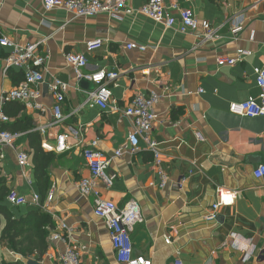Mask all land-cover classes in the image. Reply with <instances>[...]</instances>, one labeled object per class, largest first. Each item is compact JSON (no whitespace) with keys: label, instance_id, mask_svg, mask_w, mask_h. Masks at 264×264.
Listing matches in <instances>:
<instances>
[{"label":"crops","instance_id":"0c3cea01","mask_svg":"<svg viewBox=\"0 0 264 264\" xmlns=\"http://www.w3.org/2000/svg\"><path fill=\"white\" fill-rule=\"evenodd\" d=\"M42 1L0 0V39L18 45L39 43V51L47 57L39 98L10 102L22 106L19 113L17 106L2 107L9 122L1 127L28 126L26 133H36L38 139L32 142L27 134L17 132L11 147L0 146V174L7 187L27 202L12 208L13 214H25L34 207L33 195H38L41 211L55 226L46 240L48 250L37 263L58 264L66 247L51 237L60 234L77 247L81 264H119L104 222L93 213L92 197L78 190L79 181L89 177L82 151L95 140L107 156L125 147L132 131L125 109L137 94L155 91L160 100L150 140L157 145L159 167L140 141L135 154L112 159L108 169L112 186L98 183L104 200L118 208L129 201L140 207L142 222L131 236L133 255L151 264H264V177L253 176L258 166H264V117L243 118L229 112L231 103L259 93L253 69L264 66V1L254 7L256 0H195L190 8L199 22L210 25L214 34L210 40H204L202 32L179 33L176 12L172 28L164 29L136 14L123 15L121 20L107 14L76 19L63 9L45 11ZM127 3L138 8L145 0ZM164 3L185 7L181 0ZM236 26L242 30L234 36ZM96 39L104 41L103 46L86 53L85 43ZM130 43L148 48L128 50ZM240 50L250 56L233 66L217 65L216 58H235ZM9 52L0 47V95L23 80L21 69L4 71ZM67 54L86 56L85 73L100 69L120 73L111 86L112 102L106 112L86 104V92L94 85L75 79L65 61ZM55 79L68 85L62 104L66 120L59 124L54 121L50 91ZM70 130L81 133V143ZM61 134L67 136L69 150L55 154L52 149ZM22 152L28 155L25 168L17 163ZM36 152L46 172V187L39 186L35 174ZM160 171L167 179L163 188ZM219 190L234 194L235 200L220 207L217 220L208 223L204 216L216 203ZM4 225L0 218V232ZM0 260L34 261L2 243Z\"/></svg>","mask_w":264,"mask_h":264},{"label":"built area","instance_id":"2783aa9c","mask_svg":"<svg viewBox=\"0 0 264 264\" xmlns=\"http://www.w3.org/2000/svg\"><path fill=\"white\" fill-rule=\"evenodd\" d=\"M184 8L177 4L166 6L164 0H145L144 5L132 8L127 0H43L42 5L45 11L63 9L71 14L73 18H91L99 14H107L109 17L121 20L123 15H140L160 24L164 29H171L174 23L173 12L179 15L181 26L178 30L181 34L188 31L198 34L203 33L204 40L214 37L210 25L206 22H199L194 16L190 5L195 0H181ZM264 0H256L254 7H257ZM241 28L236 26L232 34L236 36L241 32ZM104 41L100 39L85 43L86 53L100 49ZM39 43L18 45L7 38L0 39V47L9 49V53L4 58V71L8 69H21L23 71V81L21 84L0 95V146H12L18 134L9 133L2 130L1 126L9 122L7 116L2 113L5 103L18 102L27 103L39 98V86L43 83V65L46 55L39 51ZM128 50L145 52L147 46L130 43L126 46ZM250 56L248 51H237L235 58H216L217 65L233 66ZM66 63L72 68L77 81L85 80L94 85L93 91L86 92V104L89 107H96L101 112H106L112 102L111 86L118 80V71H107L104 69L92 73H85L88 60L85 55L67 54ZM255 84L259 91L257 97H251L245 102H234L229 105V112L232 115L243 118L264 117V66L253 69ZM68 85L59 79H55L50 87L54 96L52 112L55 123H62L66 120L62 113V104ZM201 92V91H199ZM160 100V95L155 91L149 94H137L131 100L124 111V115L132 122V131L127 134L125 147L118 149L112 156H107L98 148V140L92 141L82 151L89 177L82 179L78 183V190L84 197H92L93 213L101 219L108 231L109 241L114 251L117 263L119 264H151L142 256L133 255L132 233L136 225L142 222L139 205L135 201H129L123 207L118 208L111 202L104 200L98 191V183L110 188L113 178L109 176L108 169L113 158L121 157L124 153L135 154L139 150V143L143 141L154 155V162L157 167L160 165L159 153L156 150V143L150 140V133L156 121L155 106ZM34 107L41 109L39 104ZM71 135L81 143V133L70 130ZM201 140V137H198ZM67 136L64 134L56 138V144L52 151L55 154H62L69 150L66 143ZM17 163L21 168H25L28 163V155L24 152L17 155ZM161 178L160 187L166 183V176L159 172ZM255 179L264 177V166H258L253 172ZM52 194L48 195L47 201L52 200ZM235 195L219 190L217 201L206 212L204 220L213 223L218 218L220 207L230 206L234 203ZM7 203L11 208L21 207L27 204L25 197L15 191H11L7 196ZM34 206L41 207L39 196L33 195ZM51 241L65 244V251L61 255L58 264H81L80 253L65 235L54 234ZM166 243H169L166 240ZM175 264H181L179 262Z\"/></svg>","mask_w":264,"mask_h":264},{"label":"trees","instance_id":"16d2710c","mask_svg":"<svg viewBox=\"0 0 264 264\" xmlns=\"http://www.w3.org/2000/svg\"><path fill=\"white\" fill-rule=\"evenodd\" d=\"M6 104L5 109L11 108L14 105L17 106V113L22 111V106L16 105L17 103ZM6 116L9 117L8 114ZM14 124L11 125L10 130L6 127L1 128L12 134L17 132L27 134L26 132L30 130L28 126L15 127L13 126ZM27 138H30L34 142L35 139H38V134L29 133L27 134ZM35 174L39 186L46 187V172L39 164V160H37V152L35 156ZM10 192L11 190L7 187L5 178L0 174V218L5 222L0 232V243L23 259L29 260L33 258L34 261L40 262L48 250L46 240L50 231L55 228L54 223L47 214L41 211V207L37 206L28 207L25 214H20L19 217H16L12 212V208L7 203V196ZM0 264L9 263L0 260Z\"/></svg>","mask_w":264,"mask_h":264},{"label":"water","instance_id":"95a60500","mask_svg":"<svg viewBox=\"0 0 264 264\" xmlns=\"http://www.w3.org/2000/svg\"><path fill=\"white\" fill-rule=\"evenodd\" d=\"M26 264H38V263L35 261H28Z\"/></svg>","mask_w":264,"mask_h":264},{"label":"rangeland","instance_id":"374dc122","mask_svg":"<svg viewBox=\"0 0 264 264\" xmlns=\"http://www.w3.org/2000/svg\"><path fill=\"white\" fill-rule=\"evenodd\" d=\"M95 89V87H93V89L91 91H93Z\"/></svg>","mask_w":264,"mask_h":264}]
</instances>
